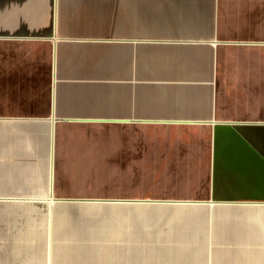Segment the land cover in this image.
I'll return each mask as SVG.
<instances>
[{
  "label": "crops",
  "instance_id": "0c3cea01",
  "mask_svg": "<svg viewBox=\"0 0 264 264\" xmlns=\"http://www.w3.org/2000/svg\"><path fill=\"white\" fill-rule=\"evenodd\" d=\"M252 127H264V0H0V205L108 183L120 200L264 201ZM139 181L156 193H134ZM30 211L14 216L15 251L54 264L61 229ZM259 216L209 264H264ZM175 248H147L146 264L201 251Z\"/></svg>",
  "mask_w": 264,
  "mask_h": 264
},
{
  "label": "rangeland",
  "instance_id": "374dc122",
  "mask_svg": "<svg viewBox=\"0 0 264 264\" xmlns=\"http://www.w3.org/2000/svg\"><path fill=\"white\" fill-rule=\"evenodd\" d=\"M252 128H256V134L264 133V127ZM83 186L75 191V198L50 200L47 205L43 201L35 206L0 205V264H31L27 260L35 257L40 258L39 264H44L45 252L41 248L38 252L15 251V246L21 244L15 241L16 229L12 222L15 217H20L17 212L25 207L31 210L32 217L48 212L61 229L55 236L53 234L54 237L51 235L55 250L59 252L55 253L54 264H146V256L150 255L148 249H159L160 246L171 249L168 252L176 249L175 246L201 247L199 255L183 253L187 256L183 264H209L210 253L212 258L218 253L226 256L236 248L235 240L229 237L242 233L241 222H248L254 213L264 219V205L261 204H192L146 198L120 200L115 196L113 183ZM252 187L256 188L252 194L264 196V189H260L264 184L255 183ZM153 188L152 183L139 181L134 184V193H156ZM146 203H161L162 206ZM248 232L250 230L243 233ZM195 235L198 239H194ZM33 243L41 246L40 239ZM26 246V243L22 244L23 248Z\"/></svg>",
  "mask_w": 264,
  "mask_h": 264
},
{
  "label": "water",
  "instance_id": "95a60500",
  "mask_svg": "<svg viewBox=\"0 0 264 264\" xmlns=\"http://www.w3.org/2000/svg\"><path fill=\"white\" fill-rule=\"evenodd\" d=\"M65 199H58L57 201H64ZM173 202H181V203H192V204H200V203H203V202H196V201H173ZM244 204V203H248V204H261V205H264V201H223V202H220V201H215L214 204Z\"/></svg>",
  "mask_w": 264,
  "mask_h": 264
}]
</instances>
